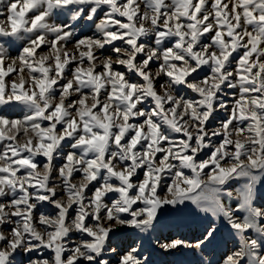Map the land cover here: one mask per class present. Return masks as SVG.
I'll return each mask as SVG.
<instances>
[{"label":"snow or ice","instance_id":"obj_1","mask_svg":"<svg viewBox=\"0 0 264 264\" xmlns=\"http://www.w3.org/2000/svg\"><path fill=\"white\" fill-rule=\"evenodd\" d=\"M208 3L7 0L0 38L23 44L15 57L0 45V105L27 112L0 115V264H110L102 257L114 229L146 232L163 206L185 201L235 234L220 264H264V0ZM64 13L77 23L103 13L98 35L76 38L75 25L49 22ZM42 46L48 51L39 54ZM106 46L115 58L97 55ZM218 110L226 117L209 129ZM138 169L143 178L133 183ZM110 193L116 198L105 203ZM41 202L56 214L37 217ZM215 232L160 247L199 249ZM73 233L80 239L69 241ZM135 253L118 264H141Z\"/></svg>","mask_w":264,"mask_h":264},{"label":"rangeland","instance_id":"obj_2","mask_svg":"<svg viewBox=\"0 0 264 264\" xmlns=\"http://www.w3.org/2000/svg\"><path fill=\"white\" fill-rule=\"evenodd\" d=\"M170 2V0H169ZM7 3V0H3V3H0V10L3 9L4 4ZM209 9L211 8V0L208 3ZM70 13H64L62 16L57 19L53 16L49 22L57 23L61 20L70 24L75 25L76 38H79L81 35L92 36L96 33L95 24L99 23L100 18L103 16V13H100L95 17L94 22L85 23L80 21H72L70 19ZM5 19V17L0 16V20ZM49 35V39H51ZM143 39V38H142ZM74 42V41H73ZM151 43V41H146ZM203 43H208V39H203ZM23 41H17L15 45L9 46L5 43L4 38H0V45L7 50L9 56L15 57L17 55L18 47L22 46ZM116 46H120L119 42H114ZM167 46V45H165ZM69 48L72 47L70 43ZM48 48L42 46L38 50L39 54L46 53ZM242 54V53H241ZM97 55H113L111 52V47L106 46L104 50L98 52ZM238 59V55L234 54L232 68L235 67V60ZM158 65L153 62L152 71H155ZM76 67L75 64L71 65L69 69L66 70V75L71 77V68ZM117 70L123 71L128 75L130 79L134 82H141L139 77H136L133 73L127 72V70L120 65H116ZM101 70V69H98ZM231 70V68H230ZM27 75V73H25ZM15 76L10 75L6 79L12 80L15 79ZM163 79H159V83H162ZM159 83L157 88H159ZM178 94L184 96L186 99L197 98L196 94L190 90L183 88L179 85L176 86ZM224 91L229 93L228 99L231 100V90L225 87ZM223 96V94H221ZM103 98V97H102ZM27 112V109L23 105L12 104V105H0V115H7L10 118L22 117ZM226 117V113L222 110H218L215 118L208 123V128L212 129L219 126V121ZM218 142V141H217ZM3 143L0 141V151L3 150ZM70 150L68 144L64 145L63 152ZM205 152L199 154L201 159L204 158ZM37 160L42 162L43 157H37ZM63 163V159L60 155L56 157V167H59ZM186 172L188 170H185ZM143 178V171L138 169L137 175L133 178V183H136L138 180ZM80 179V174H74V181ZM115 182V181H113ZM165 182L168 181V178L165 177ZM242 182V181H241ZM240 182H233L232 187H238ZM96 186L95 182L93 188ZM161 195L164 194V189H158ZM260 191L264 193V184L261 185ZM91 195V191L87 193ZM134 194V193H133ZM63 196L62 190L59 191L57 199ZM115 194H108V197L105 200V203H111L112 199H115ZM137 206H141L138 205ZM56 209L53 205L48 204L47 202H41L38 210H36V216L39 217L41 212L47 216H54L56 214ZM71 214H75V209L70 210ZM192 213V214H191ZM196 213V214H195ZM70 222V221H69ZM215 226L216 232L213 238L209 241H206L202 248H187L183 246H178L174 249H163L160 247V244L165 242H170L175 239L184 240L188 243H195L198 239H203L206 235V229L209 227ZM5 232L6 228L3 229ZM80 239L79 233L70 234L68 237L69 241H75ZM237 239L235 234L227 226L223 218H216L211 215V213L200 212L191 201H185L183 204H178L176 206L165 205L162 209L158 210L157 219L153 222V226L146 232H141L139 229L129 228L126 226H120L114 229L110 233V237L106 242L105 251L102 258L108 259L110 264H118L119 257L122 256L125 252L130 251L131 249H136V256L141 261V264H220V261L224 256L228 254L229 251L235 250L237 246ZM233 245V247H232ZM111 249H115V252H112ZM44 254L51 255L49 250L45 249ZM17 264L20 262V258L16 257ZM83 264V262H82Z\"/></svg>","mask_w":264,"mask_h":264},{"label":"bare ground","instance_id":"obj_3","mask_svg":"<svg viewBox=\"0 0 264 264\" xmlns=\"http://www.w3.org/2000/svg\"><path fill=\"white\" fill-rule=\"evenodd\" d=\"M192 214V213H191ZM196 214V213H195ZM232 247H233V245H232Z\"/></svg>","mask_w":264,"mask_h":264}]
</instances>
